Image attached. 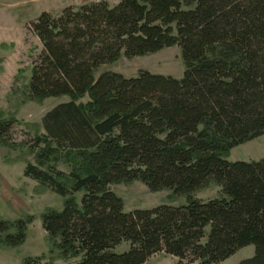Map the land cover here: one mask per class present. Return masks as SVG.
<instances>
[{"label": "trees", "instance_id": "1", "mask_svg": "<svg viewBox=\"0 0 264 264\" xmlns=\"http://www.w3.org/2000/svg\"><path fill=\"white\" fill-rule=\"evenodd\" d=\"M42 51L30 99L69 98L42 119L43 134L13 143L16 118L0 117V148L27 147L24 177L63 199L42 226L76 264H147L166 253L187 264H264V159L227 161L264 136V0H118L42 13L30 24ZM178 46L185 73L100 72ZM88 98L87 103L81 101ZM70 169L59 170L62 160ZM141 182L186 205L125 212L114 185ZM212 184L218 198L194 194ZM33 216L0 219V248L18 249ZM123 243L128 251L117 253ZM26 259L24 264H32Z\"/></svg>", "mask_w": 264, "mask_h": 264}, {"label": "rangeland", "instance_id": "2", "mask_svg": "<svg viewBox=\"0 0 264 264\" xmlns=\"http://www.w3.org/2000/svg\"><path fill=\"white\" fill-rule=\"evenodd\" d=\"M108 2L111 7L118 0H0V117H14L17 125L12 131L13 143L30 142L36 134H43L41 128L44 116L57 105L68 102L69 98H51L38 104L30 99L29 82L34 61L42 51L39 38L30 29L45 11L60 16L64 7L79 8L84 4ZM182 79L185 73L181 50L178 46L145 57L126 58L122 56L116 63L107 65L99 72H115L127 78H135L139 71ZM88 98L82 100L87 103ZM264 159V136L232 150L227 161L259 162ZM35 163L27 147L17 150L0 148V219L17 220L33 216L26 243L18 249L0 248V264H24L26 259L32 264H76L79 259H64L58 250L47 241L41 216L48 209L61 210L63 199L41 188L39 184L24 177L26 164ZM61 171H70L66 160L58 164ZM112 191L124 202L125 212L148 210L160 205L182 206L187 199L174 196L169 190L151 192L141 182L114 185ZM221 188L212 184L209 188L194 194L198 200L208 201L218 198ZM129 244L123 243L117 253L128 251ZM254 247L239 251L222 264H240L254 256ZM147 264H187L178 258L158 253ZM198 264V263H196Z\"/></svg>", "mask_w": 264, "mask_h": 264}, {"label": "crops", "instance_id": "3", "mask_svg": "<svg viewBox=\"0 0 264 264\" xmlns=\"http://www.w3.org/2000/svg\"><path fill=\"white\" fill-rule=\"evenodd\" d=\"M65 8H66V7L62 8L61 13H62V11H63ZM45 12H48V11H45ZM48 13H50V12H48ZM61 13H60V14H61ZM55 17H56V16H55Z\"/></svg>", "mask_w": 264, "mask_h": 264}]
</instances>
